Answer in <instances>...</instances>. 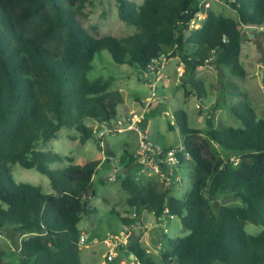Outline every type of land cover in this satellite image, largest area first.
<instances>
[{
  "label": "trees",
  "instance_id": "1",
  "mask_svg": "<svg viewBox=\"0 0 264 264\" xmlns=\"http://www.w3.org/2000/svg\"><path fill=\"white\" fill-rule=\"evenodd\" d=\"M207 1L114 0L119 18L136 28L133 34L115 37L94 36L82 26L78 16L88 0H0V234L12 226L20 264H84L77 224L82 214L95 212L87 208V200L94 195L92 177L100 160L75 164L73 157L37 145L55 138L62 127L74 128L84 144L95 136L83 119L106 124L115 116L123 98L120 91L109 90L113 79L87 76L97 53L107 50L117 64L148 70L155 61L176 56L184 68V96L193 92L197 99L205 96L197 77L200 67L224 66L233 76L247 75L240 62L241 27L264 25V0L226 1L237 20L216 14ZM204 13L199 27H191ZM230 110L243 126L214 127L211 115L206 138L188 126L185 110L173 112L168 128H176L182 137L179 165L184 152L193 163L190 187L182 198L172 194V187L133 178L127 170L138 168L134 154L122 166L127 172L120 186L136 213L121 217L123 223L133 224L147 210L158 219L177 216L188 230L183 237L164 236L162 264H264V118L257 117L247 100ZM210 143L225 152V159L211 155ZM96 145L101 149L100 141ZM232 156L239 158L235 165ZM63 158L67 166L49 167ZM10 163L46 175L54 193L15 182ZM226 194L243 205H216V198ZM246 223L262 231L248 234ZM118 250L132 253L137 264H157L138 241ZM2 254L0 250V259Z\"/></svg>",
  "mask_w": 264,
  "mask_h": 264
},
{
  "label": "rangeland",
  "instance_id": "2",
  "mask_svg": "<svg viewBox=\"0 0 264 264\" xmlns=\"http://www.w3.org/2000/svg\"><path fill=\"white\" fill-rule=\"evenodd\" d=\"M131 1L137 4L142 2V0ZM209 3L210 9L216 14L237 20L236 13L228 7L226 0H214ZM198 16L200 14L191 21L190 26H197ZM78 20L94 36L123 37L136 32L133 25L126 24L119 18L114 0H88ZM241 33L240 62L247 75L233 76L224 66L219 69L211 67L199 69L197 77L203 81L205 89V96L201 99H197L193 92L187 97L184 96L183 77L180 76L183 71L177 68V59H163L159 71L150 69L149 71L128 64H117L107 50H102L94 56L93 67L87 74L88 78L101 77L108 80L112 78L109 90H118L122 95L123 103L116 107L115 116L106 124L97 123L90 118L83 119L82 123L91 128L95 136L94 139L87 141L90 144L88 146L79 142L78 133L74 128L67 127L60 128L55 138L37 145L39 150H51L64 157L80 159L81 162L100 160L92 177L94 195H90L87 200V208H94L95 212L82 214L77 224L80 233L87 237L86 242L80 245L79 254L82 263L131 264L130 262L134 260V258L129 259V255L119 250L112 254V261L106 259L109 251L106 241L110 240V235L120 243V247L128 245L133 240V235L127 236V231H124V226L129 227V225L121 221V217L131 209L126 203L128 193L120 186L122 178L128 171L136 180L149 179L137 167L133 166L125 171L122 166L125 165L128 154H134L139 150L143 138L163 148L182 147L179 131L176 128L172 130L168 128L169 123H174L175 110H185L188 126L200 129L201 135L205 138L206 118L211 115L214 127H242L241 121L232 115L230 106L244 100L249 101L258 118H264V25L261 28L242 26ZM187 88L190 89L188 86ZM152 91L154 100L145 107L144 100L151 96ZM237 91L245 95L238 96ZM198 105L200 107H197ZM133 114L140 116L139 121L143 120V123H137L134 129L114 127L115 124H125ZM105 129L108 131L105 132ZM98 141L101 149L96 145ZM210 152L216 158L225 159V152L211 143ZM231 159L235 165L239 158L232 156ZM67 165V160L63 158L60 162L51 163L49 167L56 169ZM192 165L190 159L183 157L182 165L178 169L181 182L178 186H172V194L177 198H182L190 187L188 174ZM9 167L15 182L36 185L43 193H54L46 175L35 169L22 168L18 163H10ZM112 168H115V173L108 176ZM215 204L235 207L242 206L243 202L238 197L226 194L218 196ZM212 209L215 212L213 204ZM142 214L144 222L132 228L142 248H145V240L142 236L144 231L148 233L152 248L155 247L154 239L163 234L169 238L188 234V230L182 227L177 216L158 219L147 210H143ZM11 228L12 226L8 225L0 234V250L3 252L1 264H20L17 234ZM244 229L251 235L262 231L261 226L251 223H246ZM161 242L163 248L167 247L165 238L161 239ZM150 256L157 260L153 254ZM157 262L162 264L159 260Z\"/></svg>",
  "mask_w": 264,
  "mask_h": 264
},
{
  "label": "built area",
  "instance_id": "3",
  "mask_svg": "<svg viewBox=\"0 0 264 264\" xmlns=\"http://www.w3.org/2000/svg\"><path fill=\"white\" fill-rule=\"evenodd\" d=\"M234 1V0H226ZM193 27V25H191ZM150 70H157L156 61L152 63L149 67ZM182 75V73H181ZM180 75V76H181ZM154 100V92L150 97L144 100L145 107L148 106L149 102ZM199 107V105L197 106ZM140 116L133 114L132 117L128 118L125 124H118V129H134L136 124L142 121ZM125 125V127H124ZM183 151V148H163L156 145L145 138L141 139L140 148L134 153L135 161L138 164L140 172L146 174L152 181L159 182L164 188H169L172 186H178L181 182V175L179 173V159L177 153ZM184 155L189 159L188 153L184 152ZM135 209L131 213V217H135ZM126 232L127 229H124ZM86 242V236L81 234L79 238V246ZM107 246H109V251L106 255L108 261H112L114 251L119 249L120 243L115 240L113 236H110V240L106 241Z\"/></svg>",
  "mask_w": 264,
  "mask_h": 264
},
{
  "label": "crops",
  "instance_id": "4",
  "mask_svg": "<svg viewBox=\"0 0 264 264\" xmlns=\"http://www.w3.org/2000/svg\"><path fill=\"white\" fill-rule=\"evenodd\" d=\"M210 1H214V0H208L207 2H206V6L210 9ZM211 10V9H210ZM214 12V11H213ZM206 16V14H200V16H198L197 18H199V20H198V24H197V26L195 27L194 26V28H197V27H199V25H200V22H201V20L204 18ZM261 28V27H260ZM163 59H165V58H161V59H159L158 61H156V63H157V70L159 71V69H160V66H161V61L163 60ZM169 59H177V61H178V63H177V68L178 69H181L183 72H184V68H183V66L182 65H179L180 63H179V60H178V58L176 57V56H174V57H171V58H168V59H166V60H169ZM206 67H211L212 69H215L212 65H205V66H203V67H200V68H198L197 69V76H198V72H199V69H202V68H206ZM182 72V73H183ZM114 127H116L117 129H118V127H117V125L115 124L114 125ZM86 144V145H85ZM84 145L85 146H88V145H90L89 143H87V141L84 143ZM68 162V161H67ZM87 161H80V159H75L74 157H73V163H75V164H83V163H86ZM66 163V162H65ZM66 165V164H65ZM131 216V211L129 210L123 217H125V218H129ZM166 219H168V218H166ZM144 222V218H143V214H142V211L141 212H139V214H138V216L136 217V221L133 223V224H131V225H129V227H126V226H124V229H127V236L129 235V236H131V235H133V241L135 242V241H137V239H138V236H136L135 234H134V232L132 231V228L134 227V226H136V225H141L142 223ZM126 223H130V222H128V221H126ZM126 223H124V224H126ZM84 235V234H83ZM166 234H163V235H161V237H158L157 239H154V243H155V247L154 248H152V246H151V244H150V242H149V239H148V233L147 232H143L142 233V236H143V238H144V240H145V248H143L144 250H145V252H146V254H147V256L148 257H150L155 263H157L158 264V260L159 261H161L160 260V255H159V253H160V251H163L165 248H163L162 247V242H161V239H163L164 238V236H165ZM111 236V235H110ZM24 237H27V235H25V236H23V237H20L19 239H18V241H20V239L21 238H24ZM87 238V237H86ZM150 254H153L156 258H157V260L156 259H153L151 256H150ZM131 264H137V262H135L134 260H132L131 262H130ZM103 264V263H102ZM115 264H118V262H115Z\"/></svg>",
  "mask_w": 264,
  "mask_h": 264
},
{
  "label": "water",
  "instance_id": "5",
  "mask_svg": "<svg viewBox=\"0 0 264 264\" xmlns=\"http://www.w3.org/2000/svg\"><path fill=\"white\" fill-rule=\"evenodd\" d=\"M124 127H125V125H124ZM104 131L106 132V131H108V129H105ZM114 173H115V168H112L110 173L108 174V176L109 175H114ZM133 258H134V255L132 253H130L129 254V259H133Z\"/></svg>",
  "mask_w": 264,
  "mask_h": 264
}]
</instances>
